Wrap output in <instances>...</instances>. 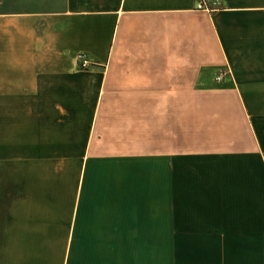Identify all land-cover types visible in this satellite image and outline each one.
Here are the masks:
<instances>
[{
  "label": "crops",
  "instance_id": "obj_1",
  "mask_svg": "<svg viewBox=\"0 0 264 264\" xmlns=\"http://www.w3.org/2000/svg\"><path fill=\"white\" fill-rule=\"evenodd\" d=\"M197 2L0 0V264H264V0Z\"/></svg>",
  "mask_w": 264,
  "mask_h": 264
},
{
  "label": "built area",
  "instance_id": "obj_2",
  "mask_svg": "<svg viewBox=\"0 0 264 264\" xmlns=\"http://www.w3.org/2000/svg\"><path fill=\"white\" fill-rule=\"evenodd\" d=\"M195 8L205 12H210L214 10L215 6L210 3V0H198ZM77 66L79 68H85L89 65V61L81 54L76 55Z\"/></svg>",
  "mask_w": 264,
  "mask_h": 264
}]
</instances>
